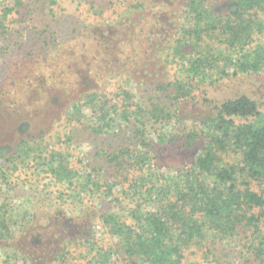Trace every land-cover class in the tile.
I'll use <instances>...</instances> for the list:
<instances>
[{
  "label": "trees",
  "instance_id": "1",
  "mask_svg": "<svg viewBox=\"0 0 264 264\" xmlns=\"http://www.w3.org/2000/svg\"><path fill=\"white\" fill-rule=\"evenodd\" d=\"M45 2V51L0 83V162L61 191L43 216L0 205V264H78L95 227L114 249L86 264H264V112L201 93L264 72V0H77L62 22Z\"/></svg>",
  "mask_w": 264,
  "mask_h": 264
},
{
  "label": "rangeland",
  "instance_id": "2",
  "mask_svg": "<svg viewBox=\"0 0 264 264\" xmlns=\"http://www.w3.org/2000/svg\"><path fill=\"white\" fill-rule=\"evenodd\" d=\"M46 0L38 1V0H23V5L17 7V10H23V9H29L34 12V16L31 17V19H26L27 24L20 20V18L25 17L24 12L22 14H18V11H14L11 13V15L7 16V18H3L4 9L7 7L11 8L14 7V1L13 0H0V22H2V25H6L7 30L3 32L2 27L0 26V83H2L6 78L9 77V70H11L14 62H18L16 64H21L23 61H27V58H25L23 52L28 49H35L36 47H40L43 51H45L44 47H42L41 44H37V37L35 36L36 33H50L46 29V25L49 22L48 21V7ZM57 1V7L59 9H63L64 14L62 16L63 21L65 16L73 15L72 11L73 8L76 5L77 0H56ZM82 13V12H81ZM86 19V18H85ZM80 22L84 20V17H79ZM4 28H6L4 26ZM59 33H62L64 35H68L70 33L69 27L64 28L62 25L60 30H57ZM47 35V34H46ZM68 47H65L67 49ZM100 49H102L100 47ZM157 52L158 55H161L162 49H147L146 51H150L151 53L150 57L152 61L146 62L147 66H142L141 70H148V72L152 71V68L154 67L155 62H159V59L157 57H154V52ZM215 50V49H214ZM21 52V53H19ZM14 53H17L14 55ZM20 54V55H19ZM155 59V61H153ZM140 64V63H139ZM45 63L43 61H38L37 64H35V68H38L40 66H44ZM134 66V67H133ZM130 67H133V69H137V65H133ZM27 67H30L33 69L31 64H28ZM151 67V68H150ZM163 66L161 65V68ZM158 68V67H154ZM132 69V70H133ZM176 69V66H173L172 73ZM145 73V72H144ZM144 77V80L146 77ZM148 82V81H147ZM202 94L207 93L206 95L210 100H223L226 98H233L239 95H246L252 98L253 100L258 101V103L261 105V109L264 112V72H256L253 75L250 76H239L237 78H231L227 81H221L220 83L216 85H212L210 83H204L203 89L201 91ZM191 106V105H189ZM191 107H187V109H190ZM58 111V109H57ZM7 144H10V139L7 140ZM43 146V144H42ZM70 147L74 148V146L70 145ZM40 164L37 160H32L30 164H22L19 165V167L14 170L13 168L2 164L0 162V205H5L11 209L13 206H19L20 209L19 212L22 213L23 210L31 207V199L32 196H35L36 198H39V209H36L37 213L40 215L44 214L46 215L47 212H51L54 207L53 197L54 194L51 195V193H55L58 191H61L60 187H56L55 184H53L51 181L46 180V178H42L38 175V171H41L43 167L38 166ZM9 167V168H8ZM36 168V169H35ZM38 169V171H37ZM3 173V177L2 174ZM41 191L43 196H41ZM50 193V196L47 195ZM43 198L47 199V203L43 200ZM11 199V200H10ZM66 209L70 210V203L71 201L64 202ZM89 204V202H88ZM53 212V211H52ZM43 216V215H42ZM97 225V224H96ZM95 238L94 242H89L87 245H85L84 248H81L83 255L77 256L78 257V264H86V262L89 259L93 258V254H91L89 257H87L86 252L92 251L94 249L97 250H103L108 251L112 248L113 243H111L112 240L110 238H107V236L104 234V229L99 230L100 228L95 227ZM235 243V242H234ZM94 244V247L93 245ZM114 249V248H112ZM115 258L112 254V256L108 259L101 258L100 260H94L93 264H111L110 261H114ZM76 263V262H75ZM119 264V261L118 263ZM122 264V263H120ZM182 264H195V260L193 258H190L188 261H183Z\"/></svg>",
  "mask_w": 264,
  "mask_h": 264
}]
</instances>
